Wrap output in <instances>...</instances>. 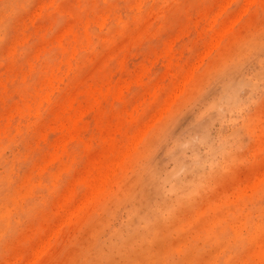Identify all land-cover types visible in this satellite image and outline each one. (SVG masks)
Instances as JSON below:
<instances>
[{"label": "rangeland", "instance_id": "obj_1", "mask_svg": "<svg viewBox=\"0 0 264 264\" xmlns=\"http://www.w3.org/2000/svg\"><path fill=\"white\" fill-rule=\"evenodd\" d=\"M0 264H264V0H0Z\"/></svg>", "mask_w": 264, "mask_h": 264}]
</instances>
